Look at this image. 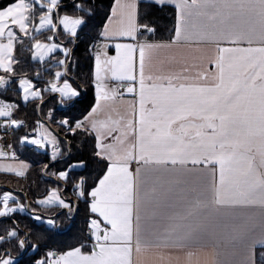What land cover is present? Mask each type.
I'll return each instance as SVG.
<instances>
[{
	"label": "snow or ice",
	"instance_id": "snow-or-ice-1",
	"mask_svg": "<svg viewBox=\"0 0 264 264\" xmlns=\"http://www.w3.org/2000/svg\"><path fill=\"white\" fill-rule=\"evenodd\" d=\"M142 2L170 9L169 23ZM96 15L95 0H0V132L24 129L15 144L0 136V172L25 177L17 146L43 150L60 164L44 175L71 183L88 213L75 244L50 245L76 205L47 189L30 216L48 228L31 243L13 218L26 204L4 191L0 264H264V0H113ZM81 33L92 60L82 75L71 46ZM85 92L90 105L67 114ZM44 93L64 106L59 118H16L29 103L43 113ZM69 135L92 142L87 159L68 162Z\"/></svg>",
	"mask_w": 264,
	"mask_h": 264
},
{
	"label": "trees",
	"instance_id": "trees-1",
	"mask_svg": "<svg viewBox=\"0 0 264 264\" xmlns=\"http://www.w3.org/2000/svg\"><path fill=\"white\" fill-rule=\"evenodd\" d=\"M71 0H65V3H70ZM113 0H95V5L97 8V15L93 21L95 24H99L102 19H106L105 12L109 9L110 4ZM142 11H149V19L155 20L157 25H165L169 23V11L170 9L160 10L159 8H148L146 2H142L141 4ZM91 29H85V32H90ZM59 39H63L61 36ZM88 43L90 41H86L84 33H81V39L78 40L74 45H71L74 49L73 51V62L75 63V71L79 72L81 75L86 73L92 64L91 53L88 51ZM18 56L24 62L22 67L26 70L30 71L31 75H35L36 65L29 63L30 53L25 51L23 53L18 52ZM48 79V74L43 73L41 80ZM39 83V82H38ZM39 86L43 87L42 83H39ZM83 97H81L80 101L75 105V107L71 110V112L67 113L70 115H79V112L85 108H87L90 103L93 101V95L91 92L83 93ZM5 98L14 99L13 93L11 89L7 93L2 94ZM49 93H44L46 102L43 105V113H34L33 104L29 103L27 106L22 105V109L20 112L16 113L15 116L18 119H25L26 122L31 125L36 116H41L42 119L46 121V113L49 108H54L56 111L57 118L60 117L61 113L64 109H59V106H63L59 104L58 99L50 98ZM36 103H40V101H36ZM64 107V106H63ZM26 114V115H25ZM56 132L60 133L61 138L64 137V133L56 127L55 124H51ZM24 129H20L15 132V135H11V141L15 144L18 140L19 136L23 134ZM1 134V132H0ZM68 139L72 140L71 144V159L68 160L69 163L74 162L77 158H85L87 159L91 153V141L86 139L83 136H77L74 139L69 135ZM67 148H62V151H66ZM17 156L20 160L26 161L30 167L27 170L26 176L23 178L16 177L15 175H3L0 174V185H6L5 187L0 188V192L3 191H15L17 197H19L21 203H26L25 194L28 198L29 202V210L32 211L33 207H36L34 201L37 199L38 194H46V190L49 188L59 186L62 191V196L69 199L74 205H76V211L70 217L65 214H61L58 219V227L52 232L47 233L50 236L49 244L54 245L59 248H66L68 245L75 244L76 240L81 237L83 233L87 230V210L83 203V201H77L76 195L73 192L72 184L69 183L67 185L62 184L59 185V182L56 181L55 177L44 175L42 172L43 165L48 163L50 164L49 171L54 170L55 168H59L60 164H51L49 155L45 154L43 150H36L34 147L26 146L19 147L17 146ZM94 166L90 165V172ZM84 173L80 170H75L71 173L72 177H78L79 175H83ZM9 187V188H8ZM37 211L49 215L51 212H60L59 208H52L49 210L42 209L38 207ZM64 213V212H60ZM19 222V226L22 231H28L31 229L33 232V236L30 238L31 243L39 242L36 237L44 234L45 229L48 226L40 225L38 221H34L31 219L30 213L27 212V209L23 213L17 211V213L13 217ZM11 223L10 220L3 218L0 219V226L9 225ZM43 251V245H41V251L36 252L35 255L38 258ZM32 253L29 252V255Z\"/></svg>",
	"mask_w": 264,
	"mask_h": 264
},
{
	"label": "crops",
	"instance_id": "crops-1",
	"mask_svg": "<svg viewBox=\"0 0 264 264\" xmlns=\"http://www.w3.org/2000/svg\"><path fill=\"white\" fill-rule=\"evenodd\" d=\"M83 95H84V94L82 93V97H83ZM50 127H51V129H52L54 132H56L52 126H50ZM30 147H34V146H31V145H30ZM34 148H35V147H34ZM40 151H41V150H40ZM49 151H50V150H49ZM25 162H26V161H25ZM26 163H27V162H26ZM0 174H3V175H10V174H8V173H3V172H0ZM11 175H14V174H11ZM62 184H64V183H63V182H59V185H62ZM1 187H5V186H1V185H0V188H1ZM62 187H63V185H62ZM64 188H65V187H63V189H64ZM7 191H8V190H7ZM3 192H4V191H3ZM3 192H0V194H2ZM12 192H13L14 195H16V194H15V191H12ZM61 194H62V193H61ZM25 199H27V200H26V203H25V204H26V208H25V209H27V204H29V202H28V198H27L26 196H25ZM68 200H69V199H68ZM69 201H70V200H69ZM40 208H42V209L44 208V209H46V210H49V209H47V208H45V207H43V206H41ZM60 212L67 213V210H66V209H63V210L60 209ZM74 213H75V212H74ZM74 213H73V214H74ZM0 219H3V218H0Z\"/></svg>",
	"mask_w": 264,
	"mask_h": 264
},
{
	"label": "built area",
	"instance_id": "built-area-1",
	"mask_svg": "<svg viewBox=\"0 0 264 264\" xmlns=\"http://www.w3.org/2000/svg\"><path fill=\"white\" fill-rule=\"evenodd\" d=\"M0 136H4L6 139H8L9 137L11 138V134L4 132H1Z\"/></svg>",
	"mask_w": 264,
	"mask_h": 264
},
{
	"label": "water",
	"instance_id": "water-1",
	"mask_svg": "<svg viewBox=\"0 0 264 264\" xmlns=\"http://www.w3.org/2000/svg\"><path fill=\"white\" fill-rule=\"evenodd\" d=\"M59 109H64V107L59 106ZM44 174V173H43ZM7 187V186H6ZM9 188V187H8ZM27 212L31 213V211L29 210V205L27 204Z\"/></svg>",
	"mask_w": 264,
	"mask_h": 264
},
{
	"label": "rangeland",
	"instance_id": "rangeland-1",
	"mask_svg": "<svg viewBox=\"0 0 264 264\" xmlns=\"http://www.w3.org/2000/svg\"><path fill=\"white\" fill-rule=\"evenodd\" d=\"M1 186H6V185H1Z\"/></svg>",
	"mask_w": 264,
	"mask_h": 264
}]
</instances>
